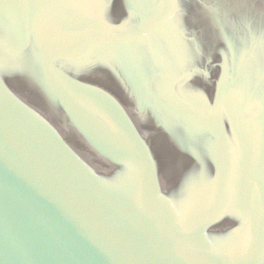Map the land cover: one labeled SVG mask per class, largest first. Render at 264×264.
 Here are the masks:
<instances>
[{
    "label": "water",
    "instance_id": "95a60500",
    "mask_svg": "<svg viewBox=\"0 0 264 264\" xmlns=\"http://www.w3.org/2000/svg\"><path fill=\"white\" fill-rule=\"evenodd\" d=\"M0 264H264V0H0Z\"/></svg>",
    "mask_w": 264,
    "mask_h": 264
}]
</instances>
